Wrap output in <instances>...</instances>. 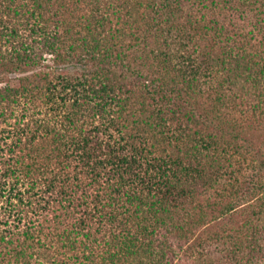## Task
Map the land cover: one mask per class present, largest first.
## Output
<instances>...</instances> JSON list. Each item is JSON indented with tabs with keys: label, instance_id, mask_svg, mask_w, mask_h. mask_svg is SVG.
<instances>
[{
	"label": "trees",
	"instance_id": "trees-1",
	"mask_svg": "<svg viewBox=\"0 0 264 264\" xmlns=\"http://www.w3.org/2000/svg\"><path fill=\"white\" fill-rule=\"evenodd\" d=\"M244 256L264 259V0H0V264Z\"/></svg>",
	"mask_w": 264,
	"mask_h": 264
},
{
	"label": "rangeland",
	"instance_id": "rangeland-1",
	"mask_svg": "<svg viewBox=\"0 0 264 264\" xmlns=\"http://www.w3.org/2000/svg\"><path fill=\"white\" fill-rule=\"evenodd\" d=\"M212 247L215 248V244H212ZM216 249L218 251H223L224 250L222 246H218ZM216 249L214 250V252H216V254H217V250ZM218 254H219L220 257L224 256V255H222V253H218ZM236 259L238 260L237 257H236ZM238 264H264V259H262V261L258 260L256 263H254V262L246 263V257L244 256L242 259H240L238 261Z\"/></svg>",
	"mask_w": 264,
	"mask_h": 264
}]
</instances>
